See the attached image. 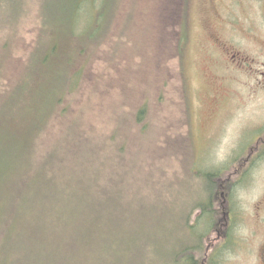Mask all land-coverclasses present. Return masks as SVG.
Returning a JSON list of instances; mask_svg holds the SVG:
<instances>
[{
    "label": "rangeland",
    "instance_id": "1",
    "mask_svg": "<svg viewBox=\"0 0 264 264\" xmlns=\"http://www.w3.org/2000/svg\"><path fill=\"white\" fill-rule=\"evenodd\" d=\"M169 2L97 0L79 20L76 0H6L0 14V98H6L11 77L25 74L21 83L29 87L35 48L55 62L89 48L79 92L87 100L75 103L84 102L73 119L114 137L105 154L126 178L125 194L141 197L149 210L155 207L153 213L139 211L129 225L153 229L173 249L179 237L184 239L178 248L196 244L213 224L202 215L196 228L186 225L192 205L207 202L201 172L219 170L230 195L218 201V220L230 210L231 221L228 243L217 228L210 231L219 264H264V0H188L182 53L177 38L171 39L174 25L162 27L158 16ZM100 38L105 42H94ZM63 42L71 46L69 53L59 49ZM37 83L40 104L42 81ZM146 101L151 126L142 134L143 125L130 127L128 117L135 120ZM12 238H3L4 248Z\"/></svg>",
    "mask_w": 264,
    "mask_h": 264
},
{
    "label": "trees",
    "instance_id": "2",
    "mask_svg": "<svg viewBox=\"0 0 264 264\" xmlns=\"http://www.w3.org/2000/svg\"><path fill=\"white\" fill-rule=\"evenodd\" d=\"M184 1L170 0L165 13L158 14L162 27L174 25L171 39L177 38L180 53L188 36ZM76 2L79 20L97 6V0ZM5 7L6 0H0V14ZM103 38L94 42H105ZM59 49L72 50L66 42ZM88 52L84 47L80 57L55 62L48 51L35 48L29 59V87L21 83L25 74L11 77L6 98H0V264H219L210 231L219 225L220 197L230 195L219 170L201 172L207 202L199 199L192 205L186 225L196 228L202 215L213 224L199 233L196 244L178 248L184 239L179 237L173 249L153 229L129 225L137 222L139 211L149 209L142 206L141 197L125 194L126 178L113 156L105 154L112 150L114 137L97 133L93 123L73 119L87 100L79 92L87 77ZM39 79L40 104L35 98ZM148 103L134 114L137 121L128 117L130 127L143 125L142 134L151 126ZM7 235L13 238L4 248ZM229 238L227 233L225 243Z\"/></svg>",
    "mask_w": 264,
    "mask_h": 264
},
{
    "label": "flooded vegetation",
    "instance_id": "3",
    "mask_svg": "<svg viewBox=\"0 0 264 264\" xmlns=\"http://www.w3.org/2000/svg\"><path fill=\"white\" fill-rule=\"evenodd\" d=\"M226 219H228L226 222ZM225 221V222H224ZM218 224L220 225V227H217V233L218 235L221 237L220 240H222V242L226 241V234L228 233L227 229L229 228V225L231 224L230 221V213H226L225 217L218 222ZM263 259H264V254L262 253Z\"/></svg>",
    "mask_w": 264,
    "mask_h": 264
}]
</instances>
